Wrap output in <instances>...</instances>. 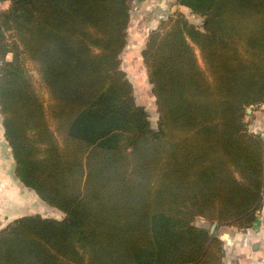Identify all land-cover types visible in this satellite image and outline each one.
Here are the masks:
<instances>
[{
  "label": "trees",
  "instance_id": "16d2710c",
  "mask_svg": "<svg viewBox=\"0 0 264 264\" xmlns=\"http://www.w3.org/2000/svg\"><path fill=\"white\" fill-rule=\"evenodd\" d=\"M2 1L0 114L15 172L65 217L26 215L1 229L0 264H221L223 240L170 214L173 200L156 210L154 188L191 169L196 186L217 185L221 224L256 222L264 138L245 118L264 104V0H176L203 23L180 13L148 38L156 128L121 68L130 0Z\"/></svg>",
  "mask_w": 264,
  "mask_h": 264
},
{
  "label": "rangeland",
  "instance_id": "374dc122",
  "mask_svg": "<svg viewBox=\"0 0 264 264\" xmlns=\"http://www.w3.org/2000/svg\"><path fill=\"white\" fill-rule=\"evenodd\" d=\"M0 2H2V0H0ZM130 8L131 22L127 31V45L120 55L121 68L133 84L137 103L146 108L152 127L156 128L158 125L156 98L148 78V70L144 63L142 52L152 31L157 30L163 21L169 20L181 13L188 18L190 22L200 27L202 26L203 18L192 14L190 10L178 5L176 0H165V3L162 2V0H130ZM194 47L200 65L204 67L201 52L196 46ZM7 58L11 60L13 58V53H9ZM25 63L34 77L37 89L45 100V107L49 110L50 94L41 80L40 73L31 60L26 59ZM248 109H251V111L248 112ZM248 109L245 118L248 130L264 138V104L252 105ZM0 117L3 125L1 114ZM1 136L5 138L7 143L5 146L3 139V141L0 142V169L2 168L1 164L3 162H11L12 176L9 177L7 174L5 179L10 180V186L8 183L9 187L5 191L0 192V205L6 206L7 204L6 215L9 213L8 218L4 220L2 218L5 215L3 212H0V230L12 225L17 218L26 215L40 214L44 217L63 219L65 217L63 212L44 202L32 188L25 186L19 180L15 172L16 162L12 147L6 140L4 131L3 134H0V138H2ZM192 180L193 171L182 167H176L163 175L154 188V203L157 207L155 209L159 210L164 199L167 201L173 200L171 202V207L167 208L170 214L178 219H190L192 226L208 230L211 235H215L219 238L220 232L223 230L238 229L219 222L218 203L215 208L212 207L213 192L217 185L196 186L192 183ZM188 183H190L191 188ZM189 189V194H187L184 201H181L183 203H176L174 197L176 195H181L184 190ZM2 215L4 216L2 217ZM258 215L260 216L259 212ZM214 224H216V228L212 232L211 228ZM223 262L224 258L221 264H223Z\"/></svg>",
  "mask_w": 264,
  "mask_h": 264
},
{
  "label": "crops",
  "instance_id": "0c3cea01",
  "mask_svg": "<svg viewBox=\"0 0 264 264\" xmlns=\"http://www.w3.org/2000/svg\"><path fill=\"white\" fill-rule=\"evenodd\" d=\"M8 6L9 1L0 2V9H6ZM3 131L4 128L0 117V134H3ZM2 139L6 146L5 138H0V142L3 141ZM1 167L0 192H3L10 186V180L5 178L7 174L9 177L12 176V163L3 162ZM0 206V212L5 215H2V217L4 216L2 219L5 220L9 216V213L6 215V207L8 206L7 204L6 206ZM259 214L260 216L258 215L256 222L249 228L228 229L220 232V238L224 241L223 264H264V200Z\"/></svg>",
  "mask_w": 264,
  "mask_h": 264
},
{
  "label": "water",
  "instance_id": "95a60500",
  "mask_svg": "<svg viewBox=\"0 0 264 264\" xmlns=\"http://www.w3.org/2000/svg\"><path fill=\"white\" fill-rule=\"evenodd\" d=\"M250 111H251V109H248V112H250ZM215 228H216V224H214V225L212 226L211 231L213 232V231L215 230Z\"/></svg>",
  "mask_w": 264,
  "mask_h": 264
}]
</instances>
